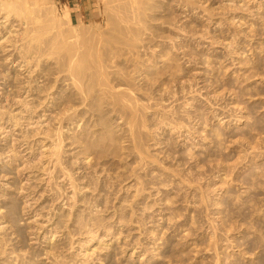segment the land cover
<instances>
[{
	"label": "rangeland",
	"instance_id": "374dc122",
	"mask_svg": "<svg viewBox=\"0 0 264 264\" xmlns=\"http://www.w3.org/2000/svg\"><path fill=\"white\" fill-rule=\"evenodd\" d=\"M93 5L0 15V264H264V0Z\"/></svg>",
	"mask_w": 264,
	"mask_h": 264
},
{
	"label": "bare ground",
	"instance_id": "6f19581e",
	"mask_svg": "<svg viewBox=\"0 0 264 264\" xmlns=\"http://www.w3.org/2000/svg\"><path fill=\"white\" fill-rule=\"evenodd\" d=\"M31 3L35 5H40L45 8V10L47 11V18H46L47 20L44 26H40L37 24L36 21L31 20L29 17H25V18L23 17L22 25H25L24 26L25 29H24L23 34L20 36L19 41L22 42L20 49L27 48V53H31L32 55H36L39 59H42L44 58V55L48 57V53L46 52V49L43 47V45L38 44L37 41L41 39L47 32H57V33L62 34L63 33L62 26L64 24L63 23L64 18L65 17L70 18V10H67L68 7L66 6L64 7L63 9L64 11L62 13L58 9L59 7H57L56 5H54L53 7L52 6L48 7L47 0H0V15L2 13H5V15H8L16 7H25V6L27 7V10L30 12L31 9L28 6ZM61 43L62 42L60 40L56 39V42L53 44V46L60 47ZM183 55H184L183 57L184 59H189V60L191 59L190 54L188 52L183 53ZM11 56H13V54H11ZM9 58L10 56H8L7 59ZM24 63L26 64V62L22 60V64ZM68 72L70 73V79L72 80L73 85H76L78 80L80 79L79 78L80 76L75 71V67L71 66ZM2 229L3 228L0 227V230Z\"/></svg>",
	"mask_w": 264,
	"mask_h": 264
},
{
	"label": "crops",
	"instance_id": "0c3cea01",
	"mask_svg": "<svg viewBox=\"0 0 264 264\" xmlns=\"http://www.w3.org/2000/svg\"><path fill=\"white\" fill-rule=\"evenodd\" d=\"M70 9L72 22L86 20L94 15V0H61ZM66 4V5H65Z\"/></svg>",
	"mask_w": 264,
	"mask_h": 264
}]
</instances>
